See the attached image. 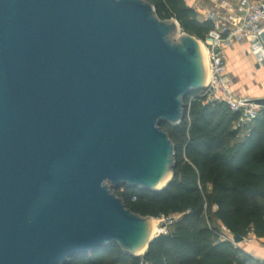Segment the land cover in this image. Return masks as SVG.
<instances>
[{"label":"water","instance_id":"95a60500","mask_svg":"<svg viewBox=\"0 0 264 264\" xmlns=\"http://www.w3.org/2000/svg\"><path fill=\"white\" fill-rule=\"evenodd\" d=\"M172 29L144 0H0V264L147 252L153 217L113 189L159 192L174 177L160 125L183 121L206 73L199 40L182 31L172 45Z\"/></svg>","mask_w":264,"mask_h":264},{"label":"trees","instance_id":"16d2710c","mask_svg":"<svg viewBox=\"0 0 264 264\" xmlns=\"http://www.w3.org/2000/svg\"><path fill=\"white\" fill-rule=\"evenodd\" d=\"M161 20L175 19L183 32L205 40L212 22L199 20L186 0H144ZM186 98L179 125L161 123L175 146L174 177L162 191L122 185L113 189L128 209L153 218L180 215L171 232L157 236L142 256L118 244L67 264H264L217 231L264 239V109L249 132L234 129L238 118L219 102ZM209 223L213 227L208 226Z\"/></svg>","mask_w":264,"mask_h":264},{"label":"built area","instance_id":"2783aa9c","mask_svg":"<svg viewBox=\"0 0 264 264\" xmlns=\"http://www.w3.org/2000/svg\"><path fill=\"white\" fill-rule=\"evenodd\" d=\"M216 9H224L220 14L217 10L211 12L206 20L212 22L203 46L207 53L210 71L209 80L199 95L205 99V104L216 102L226 105L233 114L238 116L234 129L241 135L249 132L257 121L262 109L253 98L237 96L232 91L233 81L228 77L226 51L239 44L251 48L261 42L264 32V0H211ZM251 50H248L250 52ZM166 224L160 226L156 235H167L168 226L174 225L172 217H161ZM169 221V223H168ZM223 232V233H222ZM221 240H229L225 226H222Z\"/></svg>","mask_w":264,"mask_h":264},{"label":"crops","instance_id":"0c3cea01","mask_svg":"<svg viewBox=\"0 0 264 264\" xmlns=\"http://www.w3.org/2000/svg\"><path fill=\"white\" fill-rule=\"evenodd\" d=\"M194 6L196 12H202L204 8L201 1ZM208 15L215 11L214 4H210ZM246 44H239L226 51L228 61V73L230 74L237 96L260 97L264 96V67L256 68L257 60ZM224 226L221 224V227ZM240 248L250 253L256 259L264 262V239L255 237L254 234L245 238Z\"/></svg>","mask_w":264,"mask_h":264},{"label":"rangeland","instance_id":"374dc122","mask_svg":"<svg viewBox=\"0 0 264 264\" xmlns=\"http://www.w3.org/2000/svg\"><path fill=\"white\" fill-rule=\"evenodd\" d=\"M199 1H201V3H202V5H203V9H202V12L200 13V12H197V15H198V19L199 20H206L208 17H207V14H208V12H209V9L211 8V5L210 4H212V1L211 0H186V2H187V4L190 6V7H192V8H194V6L196 5V4H200V3H198ZM220 14H223L225 11H224V9H216ZM174 21H175V19H170V20H162V22L164 23V24H171V25H173V29L172 30H169V34L167 35V40L172 44V45H175V44H177V43H180V41H179V38H180V34L182 33V31H180V30H178V29H176L175 27H174ZM198 39V38H197ZM199 40V51H200V47L201 46H203L204 44H203V42H204V40H200V39H198ZM226 59H227V57H226ZM227 67H228V61H227ZM226 73H227V75H228V77L232 80V78H231V76H230V74L228 73V70L226 71ZM232 91H233V93L235 94V95H237L236 93H235V90L232 88ZM172 217V219H174V221L177 219H179L180 218V215H172L171 216ZM153 220H155L156 221V226H157V229L159 230L160 229V226H162V225H164V224H166V221L164 222V220L162 219V218H153ZM168 223H169V221H168ZM175 225V224H174ZM174 225H170V226H168V230H169V233L171 232V230L173 229V226ZM208 226H210V227H213V224L212 223H209L208 224ZM158 230H157V232H158ZM222 227H221V225L219 224V229H218V231H217V233H218V235H220V239H221V237H222ZM168 233V234H169ZM252 234V233H251ZM251 234H249V235H251ZM226 236H228L229 237V239L231 240V242L234 244V245H236L235 243H234V240L230 237V235H229V233H226ZM249 237V236H248ZM238 245V244H237Z\"/></svg>","mask_w":264,"mask_h":264},{"label":"bare ground","instance_id":"6f19581e","mask_svg":"<svg viewBox=\"0 0 264 264\" xmlns=\"http://www.w3.org/2000/svg\"><path fill=\"white\" fill-rule=\"evenodd\" d=\"M200 53H201L202 60H203L204 66H205L206 83H207V81L209 80L210 71H209L208 62H207V56H206L207 53H206V50H205L204 46L200 47ZM157 230L158 229H157V226H156V221L152 220V236H155L157 234Z\"/></svg>","mask_w":264,"mask_h":264}]
</instances>
